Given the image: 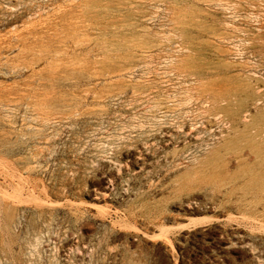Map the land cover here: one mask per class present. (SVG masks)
I'll use <instances>...</instances> for the list:
<instances>
[{
  "label": "rangeland",
  "instance_id": "obj_1",
  "mask_svg": "<svg viewBox=\"0 0 264 264\" xmlns=\"http://www.w3.org/2000/svg\"><path fill=\"white\" fill-rule=\"evenodd\" d=\"M214 90L263 123L264 0H0V264H264Z\"/></svg>",
  "mask_w": 264,
  "mask_h": 264
},
{
  "label": "bare ground",
  "instance_id": "obj_2",
  "mask_svg": "<svg viewBox=\"0 0 264 264\" xmlns=\"http://www.w3.org/2000/svg\"><path fill=\"white\" fill-rule=\"evenodd\" d=\"M256 87L257 86L255 85V83H246L243 87H241L242 89H240V87H236L233 89V91L236 96L237 94H240L241 91H246L247 95H252L253 99L256 102L261 99L256 95ZM218 92L219 93L214 90L210 93H205L202 97L198 98V101H201V103L205 104L206 102L210 103L213 110L211 114L216 116V118L219 117L220 122L228 128V130L226 131L228 133L225 134L226 141L222 147L227 148L228 146V149L230 150H226L232 151V156L229 155L227 151L226 153H222L221 151L223 150V148H221L220 150L218 149L219 151L217 150L214 153L215 156L204 163V165H206L205 170H208L209 173H217L219 175H222L223 180L227 181V184L224 187L226 193H229L232 196H238L246 206H249L248 208L244 209V212L247 214L246 216L254 218L260 221L261 224H264V115L263 123L254 127V125H250L243 121V118H245L246 115L241 114V112H237L235 114H222V112L227 110L231 101L229 98V94L221 91ZM223 103H226L227 106L224 107ZM199 105L202 106L201 104ZM208 121L209 123L212 122L211 120ZM231 131H237V134L235 133L234 136H231ZM258 231H260V229Z\"/></svg>",
  "mask_w": 264,
  "mask_h": 264
}]
</instances>
